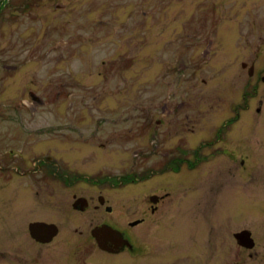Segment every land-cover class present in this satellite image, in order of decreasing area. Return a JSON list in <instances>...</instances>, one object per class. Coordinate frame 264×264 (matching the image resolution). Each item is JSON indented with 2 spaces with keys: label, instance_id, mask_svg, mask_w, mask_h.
Instances as JSON below:
<instances>
[{
  "label": "rangeland",
  "instance_id": "obj_1",
  "mask_svg": "<svg viewBox=\"0 0 264 264\" xmlns=\"http://www.w3.org/2000/svg\"><path fill=\"white\" fill-rule=\"evenodd\" d=\"M58 1L67 7L56 9ZM185 52L195 76L180 70ZM253 60L264 64V0H0V218L72 212L79 230L91 221L127 226L145 247L141 264H264V110L259 115L254 106L264 85L254 97L257 77L237 72ZM247 80L249 119L225 126L223 141L203 146L234 152L236 161L208 152L200 169L118 185L138 160L150 170L165 164L170 126L177 128L172 145L179 137L187 149L212 141ZM75 133L87 136L53 135ZM47 155L91 182L60 186L45 160L33 171L34 160ZM162 188L177 201L176 215L194 220L186 241L168 213L158 229L127 224L134 218L127 210ZM210 196L219 197L218 207ZM79 198L87 201L84 210L74 206ZM243 229L256 242L251 251L233 236ZM162 235L174 247H165L170 242Z\"/></svg>",
  "mask_w": 264,
  "mask_h": 264
},
{
  "label": "flooded vegetation",
  "instance_id": "obj_2",
  "mask_svg": "<svg viewBox=\"0 0 264 264\" xmlns=\"http://www.w3.org/2000/svg\"><path fill=\"white\" fill-rule=\"evenodd\" d=\"M184 44L186 49V43ZM211 47L212 41L208 43L204 50L203 57L211 53ZM181 59L184 62L180 70L185 71V73L190 76H195L198 69L187 68L188 65L185 62V59H187L186 52L184 58L182 57ZM190 62L193 63L194 67H197V60ZM241 67L242 70H237L238 74L247 71L248 77H257V82L253 87L255 91L254 97H256L258 90L264 85V64L262 66L261 62H257V60H253L250 63L242 61ZM242 85L241 89H243V92L240 96V100H238L237 96L231 101L228 110V113L231 115L228 116L222 126L217 129L218 132L215 134L212 141L202 140L196 149H187L185 147L186 143H184L185 139L179 137L180 142L172 145L170 143V141L174 139L172 138V133L177 128L170 126L167 129V134L164 139V143H166L165 148L167 149L161 154L166 160L165 164L160 165L158 170H150L149 166L140 164L138 160L136 164L132 165L130 175L125 174L119 177L118 185L120 186L129 180V184L138 185L143 183L145 179H149L151 174L157 172H180L184 168L188 170L200 169L202 168L200 163L208 152H210V156L208 157H212L216 152H220V154L223 153L230 158L232 162L236 161L237 155L234 152H229L227 149H210L205 151L203 146H209L223 141V136L225 134L223 132L224 127L233 125L237 119L243 122L248 120V114L251 113L254 106L257 114L260 115L263 113L264 98H258L256 104L253 106L251 104L252 94L250 93L252 88L251 81L247 80L243 82ZM164 110L168 113L171 111L166 103ZM158 121L163 123V120L158 119ZM53 135L80 136L81 138L87 136V134L81 133ZM90 136L95 137L94 134ZM110 141L111 140L99 142L100 145L97 144L96 146H106ZM42 160H45V162L49 164L51 168L49 172L56 176L54 177V181L60 186L73 187L78 178H83L91 182V177H85L76 171H71L68 165H64L63 162L60 164L59 161L53 159L51 155L37 157L34 160L37 169H34L33 166V171L37 172L40 170L42 167L40 162ZM245 161L246 158L244 157L240 160V164L245 165ZM14 168L18 172L17 166H14ZM202 173H204V171ZM34 181L39 185L42 183L41 179H35ZM214 188L219 189L220 186L216 185ZM72 196L76 198V194H72ZM218 198V196H210V203L218 207ZM98 201H100V203L102 202L100 206H104L106 202L105 197L102 195L98 197ZM197 201L200 202V199L197 198ZM174 202L177 201L172 197V193L170 191L164 192L163 188L146 193L139 199L137 210H131V207L127 210V212L134 217L133 220L129 221L127 224L132 229L138 227L145 228L146 226H152L158 229L164 221L163 215L168 213L176 220V228H182L179 237L186 241V224L191 226L194 224V220L190 215H185L180 219L179 215H176V212L179 211L178 206L175 205L171 207ZM95 206L96 208L99 207V205ZM109 207L110 206H105V210L112 213L111 208L109 209L111 211L108 210ZM213 212H215V210H213ZM50 215L56 218H45L43 212L35 214L36 218L29 217L30 214L25 213L12 216L9 214L2 215L0 218V264H141L139 258L146 255L145 247L138 244L137 238L131 235L127 226L121 228L111 224V222L107 220H103L101 222L91 221L87 230H79L75 227L76 218L74 213H50ZM107 226H111L113 229H108ZM102 228H105V231L111 234L104 235V229L102 230ZM98 232H100L103 238L102 240L106 242V245H101L99 243L98 237L96 236ZM240 232H242V234L237 236ZM76 233L84 238L82 240L84 244H80V242L77 241ZM162 236L170 242L168 240V235ZM233 236L241 248L248 251L255 249L256 242L252 239L250 230L243 229L237 231ZM165 247L172 248L174 246L170 242L168 246ZM149 253H154V250L152 249ZM190 264L203 263L201 261H192Z\"/></svg>",
  "mask_w": 264,
  "mask_h": 264
},
{
  "label": "water",
  "instance_id": "obj_3",
  "mask_svg": "<svg viewBox=\"0 0 264 264\" xmlns=\"http://www.w3.org/2000/svg\"><path fill=\"white\" fill-rule=\"evenodd\" d=\"M55 7H56V9H65L67 6H66L64 3H62L61 1H58V2L55 4ZM30 98H32V100L35 101V102L42 103V99H41L36 93H34L33 91L30 92ZM101 199H102V198H101ZM86 205H87V201H86L85 198H79V199H77L76 202H75V204H74L75 208H77V209H81V210H84L85 207H86ZM107 228H108V229H111V230L113 229L111 226H107ZM103 229H104V232H103L104 235H109V234H111L110 232H106V231H105V228H102V230H103ZM99 230H100V229H99ZM239 234H242V232L238 233L237 236H238ZM96 236L98 237V241H99V243H100L101 245H106V242L102 240L103 238H102L100 232H98V234H96Z\"/></svg>",
  "mask_w": 264,
  "mask_h": 264
}]
</instances>
